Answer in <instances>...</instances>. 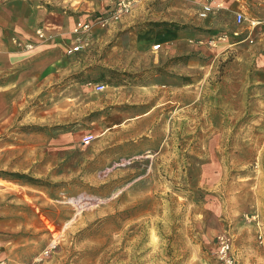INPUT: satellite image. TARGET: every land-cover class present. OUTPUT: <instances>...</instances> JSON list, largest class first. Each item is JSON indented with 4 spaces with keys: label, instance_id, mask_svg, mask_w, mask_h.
<instances>
[{
    "label": "rangeland",
    "instance_id": "1",
    "mask_svg": "<svg viewBox=\"0 0 264 264\" xmlns=\"http://www.w3.org/2000/svg\"><path fill=\"white\" fill-rule=\"evenodd\" d=\"M190 1L155 2L25 88L0 123V260L216 264L214 240L229 232L239 264H264L261 37L235 35L225 10L198 21ZM146 27L175 30L179 49L118 47ZM115 85L117 132L104 135L116 107L98 103Z\"/></svg>",
    "mask_w": 264,
    "mask_h": 264
},
{
    "label": "crops",
    "instance_id": "2",
    "mask_svg": "<svg viewBox=\"0 0 264 264\" xmlns=\"http://www.w3.org/2000/svg\"><path fill=\"white\" fill-rule=\"evenodd\" d=\"M165 1L168 0H140L131 12L111 22L106 28L96 27L93 36H89L91 38L89 42L86 40V47L77 53H91L93 48L102 43L106 31L108 33L117 31L122 25L139 21L147 16L152 4ZM203 1H190L196 9L193 13L198 15V21L201 19L208 22L212 15L215 17L214 20L218 21L217 14L224 10L234 15L242 13L245 21L238 24L240 28L234 34L239 35L245 30L254 34L255 40L260 36L258 43L264 52V0H217L213 3L214 11L205 19L200 17ZM112 6V0H0V123L13 117L18 109L20 95L25 93V88L30 83L42 78L43 73L55 72L58 66L65 67L67 72L68 51L75 43L74 27L92 20L94 16ZM177 38L178 34L171 28L159 30L146 27L131 32L118 47L121 50L129 48L135 52L146 49L150 53L169 52L175 49L174 46L179 49L180 41ZM157 44H160L161 48L155 49L154 46ZM211 44H214V41ZM112 52L117 53V44ZM71 67L70 64V69ZM161 86H165V83ZM163 92L169 95L167 102H171L170 97L174 99V96H171L173 91ZM103 95L102 102L98 103L100 109L110 105L116 107L108 115L112 122L106 125L107 129L104 130L106 135L110 131L117 132V85L110 86ZM153 95L155 94L146 88L145 96ZM152 110L153 106L135 117L149 115ZM262 238L264 232L259 235V240L264 245ZM216 247L215 238L214 257Z\"/></svg>",
    "mask_w": 264,
    "mask_h": 264
},
{
    "label": "built area",
    "instance_id": "3",
    "mask_svg": "<svg viewBox=\"0 0 264 264\" xmlns=\"http://www.w3.org/2000/svg\"><path fill=\"white\" fill-rule=\"evenodd\" d=\"M113 6L106 9L103 13H100L90 21L79 23L73 29V34L75 36V43L69 49L68 53L73 54L77 52H81L86 47L87 38L93 33L96 27L106 28L111 22L119 20L125 14L131 12L135 5L140 0H112ZM217 0H204L202 4V8L200 11V17L205 19L207 18L213 11L214 6L213 3ZM237 22L239 24L244 23L245 16L242 13H237L236 15ZM40 35H42L40 33ZM220 40L226 39V36L220 37ZM155 49L161 48L160 44L154 46ZM104 84H96L95 88L97 91H102L105 89ZM94 139L93 134H86L83 139V144H90ZM264 241V238H262ZM217 247H216V261L217 264H239L238 257L234 250V239L233 236L229 232H223L216 237ZM56 247V245L49 247L45 252L44 256L50 255L52 248ZM0 264H36L34 263H13L9 260H0Z\"/></svg>",
    "mask_w": 264,
    "mask_h": 264
},
{
    "label": "trees",
    "instance_id": "4",
    "mask_svg": "<svg viewBox=\"0 0 264 264\" xmlns=\"http://www.w3.org/2000/svg\"><path fill=\"white\" fill-rule=\"evenodd\" d=\"M157 25H158V26H161V25H163V24H157ZM14 175H15L18 179H20V178H27L28 181H34L33 178H29V176H27V175L18 174V173H15Z\"/></svg>",
    "mask_w": 264,
    "mask_h": 264
}]
</instances>
